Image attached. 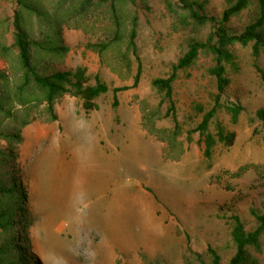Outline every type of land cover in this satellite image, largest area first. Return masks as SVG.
<instances>
[{"label":"rangeland","instance_id":"obj_1","mask_svg":"<svg viewBox=\"0 0 264 264\" xmlns=\"http://www.w3.org/2000/svg\"><path fill=\"white\" fill-rule=\"evenodd\" d=\"M199 1L206 2L209 16L220 17L236 0ZM249 1L251 7L230 23L236 32L256 15L258 0ZM171 2L179 5L178 0ZM146 5L138 2L136 7L139 86L119 92L114 108L113 89L133 86L137 61H133L132 77L124 79L125 74L113 73L87 48L88 35L64 27L70 51L57 68L85 67L91 84L99 76L110 90L96 100L99 110L89 113L82 100L65 95L55 106V122H46L40 107L34 114L37 120L22 129V141L11 146L26 199L21 213L28 226V255H35L40 264H184L186 257L196 264H211L209 248L227 264L235 252L230 217L240 215L250 230L255 227L250 209L264 210V123L257 117V111L264 109V84L251 47L234 48L240 71L231 75L224 98L239 99L245 111L237 125L223 110L216 118L236 133L235 143L229 148L218 144L213 158L206 160L195 134L194 143L185 141L181 161H166L164 144L142 128L143 102L159 103L152 81L168 77L187 41L207 38L211 26L192 33L177 25L164 0H146ZM14 8L11 0H0V13L12 16ZM214 64L213 56L202 52L174 83L178 118L186 130L201 120L195 106H208L216 92L215 79L208 72ZM258 65L264 70V52ZM159 127L170 128L172 123L162 121ZM210 132L215 135L214 125ZM248 165L259 168L237 176ZM250 253L264 264V238L261 251L250 249Z\"/></svg>","mask_w":264,"mask_h":264},{"label":"trees","instance_id":"obj_2","mask_svg":"<svg viewBox=\"0 0 264 264\" xmlns=\"http://www.w3.org/2000/svg\"><path fill=\"white\" fill-rule=\"evenodd\" d=\"M11 1L15 5L12 16L6 11L0 13V61L4 65L0 69V264H40L35 255H28V226L21 213L26 199L16 176L17 154L11 146L22 141V129L37 120L34 114L40 107L44 108L46 122H55L58 120L55 106L65 95L82 100L83 109L89 113L99 110L96 100L110 90L99 76H96V84H91L85 67L69 71L57 68L70 51L63 38L64 27L82 30L88 35L87 48L96 52L102 64L113 73L125 74L124 79L132 77L133 61H137L133 86L113 89L114 108L118 106L119 92L139 86L142 66L137 43L140 17L136 7L138 2L143 7L147 5L146 0ZM164 2L177 25L191 29L192 33L210 25L211 32L204 39L191 37L169 76L152 81L159 103L150 106L143 102L142 128L164 144L162 151L166 161H181L185 141L194 143L195 134L199 136L196 144L204 158L211 160L218 144L229 148L237 138L235 132L216 121L218 113L225 111L230 116V123L237 125L245 111L239 99L224 101L232 84L231 75L240 71L234 50L237 45L251 47L254 67L264 84V70L258 65L264 52V0H258L255 17L240 32L233 30L230 23L251 7L249 0L232 2L220 17L209 16L205 1L178 0L176 6L171 0ZM94 36H98L96 41L92 40ZM202 52L213 56L215 64L208 72L215 79L216 92L208 106H195L201 120L194 129L186 130L178 118L174 83L179 73L191 68ZM257 117L264 123V109L257 111ZM166 120L172 127H159V123ZM212 125L215 135L210 132ZM251 167L259 168L253 165L241 167L237 176ZM250 213L255 219V227L250 230L240 215L230 217L235 252L227 264H259L250 249L261 251L264 210L252 207ZM208 253L211 264H224L216 250L209 248ZM198 257L200 261L203 259L201 255ZM184 264L196 263L186 257Z\"/></svg>","mask_w":264,"mask_h":264}]
</instances>
